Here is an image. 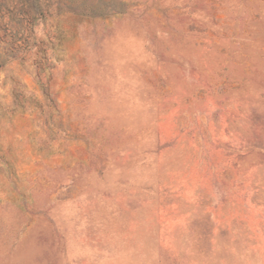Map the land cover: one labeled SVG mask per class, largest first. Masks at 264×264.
Instances as JSON below:
<instances>
[{"label": "rangeland", "instance_id": "rangeland-1", "mask_svg": "<svg viewBox=\"0 0 264 264\" xmlns=\"http://www.w3.org/2000/svg\"><path fill=\"white\" fill-rule=\"evenodd\" d=\"M0 264H264V0H0Z\"/></svg>", "mask_w": 264, "mask_h": 264}]
</instances>
